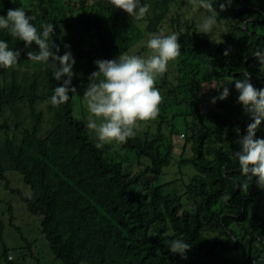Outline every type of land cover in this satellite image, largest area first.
Instances as JSON below:
<instances>
[{"label":"trees","instance_id":"16d2710c","mask_svg":"<svg viewBox=\"0 0 264 264\" xmlns=\"http://www.w3.org/2000/svg\"><path fill=\"white\" fill-rule=\"evenodd\" d=\"M220 2L214 3L217 24L205 34L197 24L211 13L199 8L196 13L201 18L185 19L181 28L182 15L177 11L181 0H141L150 6L141 20L115 8L110 0H32L31 10L23 7L22 0H0V15H6L9 8L23 7L27 15H35L32 23L39 31L44 23L54 25L52 39L60 47L58 55L73 50V72H84L81 78L73 76L75 88L97 70L95 60L114 59L143 37L136 21H146V31L159 34L165 16L177 9L171 20L175 29L170 33L179 36L186 50L191 79L175 86L164 76L158 79L156 87L165 89L161 90L164 99L156 133L137 132L118 148L113 143L95 147L96 136L86 126L89 114L86 120L73 114L77 89L69 93L67 103L51 104L54 88L66 77L56 81L48 64L27 59L28 51L38 52L34 43L27 48L8 30L0 29V40L21 50L16 67H0V115L7 109L16 114V104L24 100L32 117L18 140L14 133L5 134L0 146V178L8 187L5 160L29 187V191L14 187L10 191L29 213L40 217V230L62 264H264V215L250 214L253 204L257 209L264 201V189L257 187L253 177L247 191L242 190L247 177L232 158L240 147L235 129L246 134L247 125L253 122L237 103L234 79H243L247 70L254 87L264 88L262 65L254 55L257 49L264 51V0H233L224 10ZM66 44L70 47L65 48ZM205 82L214 83L212 97H218L225 86L230 95L202 110ZM43 101L51 121L41 134L43 112L36 105ZM169 106L175 109L170 121ZM179 121L184 139L178 149L182 158L176 163L190 164L194 173L188 182L175 180L184 188L177 193L164 191L171 180L150 184L145 176L153 173L156 177L169 166L175 149L172 127ZM20 124L17 120L15 125ZM8 127L6 121L0 122V130ZM262 127L264 121L256 138H264ZM188 143L191 155L185 157ZM122 149L136 155L135 165L123 164ZM174 239L192 246L187 259L169 251ZM237 250L240 257L232 253ZM1 255L12 261L6 247Z\"/></svg>","mask_w":264,"mask_h":264},{"label":"clouds","instance_id":"9594fccd","mask_svg":"<svg viewBox=\"0 0 264 264\" xmlns=\"http://www.w3.org/2000/svg\"><path fill=\"white\" fill-rule=\"evenodd\" d=\"M218 0H189L193 9L203 8L211 15L204 16L199 25V32L208 34L217 24V11L214 3ZM115 8L123 10L136 20L143 19L149 12L150 6L141 4V0H110ZM233 0H223L219 3L221 10L230 6ZM35 15H27L23 7L9 8L6 15H0V29H6L11 36L23 41L29 48L33 43L38 52L28 51L27 59L35 63L48 64L52 69L53 77L61 84L54 88L50 97L53 106H60L69 101V93L76 92L72 86L75 75L73 66L76 61L70 51L58 55L60 47L52 39L55 27L51 23L42 25V32L32 23ZM70 45H65L69 48ZM150 54L141 57L134 54H119L114 59H97L94 64L97 70L90 73L88 84L84 90L83 98L89 113L87 128L95 133L97 143L95 147L102 149L105 144H124L128 139L135 137L139 127L138 122L153 121L158 118L160 105L163 103L161 90L156 87L158 79L168 71L170 61L181 55V44L176 33L151 34L147 40ZM55 49V51H53ZM231 49H226L224 55L228 56ZM21 50L9 48L6 40H0V67L11 69L18 65ZM254 55L264 65V51L257 49ZM243 79H234L235 90L239 93L237 103L243 106L245 113L252 117L251 123L246 127V134L241 135L240 129H235L240 146L233 151L232 158L239 164L241 174L247 179L241 185L247 191L249 181L256 177V185L264 189V138H256V131L264 121V88L257 89L251 83V73H243ZM230 95L227 86L222 88L218 97L211 102L224 100ZM26 195L31 198V194ZM191 245L182 239L170 242L169 251L179 254L187 259L186 253ZM10 258V256H8Z\"/></svg>","mask_w":264,"mask_h":264},{"label":"rangeland","instance_id":"374dc122","mask_svg":"<svg viewBox=\"0 0 264 264\" xmlns=\"http://www.w3.org/2000/svg\"><path fill=\"white\" fill-rule=\"evenodd\" d=\"M32 0H22L23 7L31 10L33 7L31 5ZM175 10L172 9L164 18L161 31L165 34L170 33L175 29V27H171V20L175 15ZM197 9H193L189 0H181L180 7L177 11H179L182 15L180 18V26L183 28L185 19L192 18V16L196 19L201 18L200 15L196 13ZM137 25L139 26L140 30L143 33V37L139 39L137 42L129 46L128 50L123 54H134L139 55L141 57H147L150 54V49L147 48V40L149 39L151 34H157L146 31V21H136ZM199 22L197 25H199ZM222 27V26H221ZM214 34H218V31L215 30ZM145 46V49L142 47ZM72 53L73 50H70ZM186 58V50L181 47V55L174 61H170L168 64V71L164 74V79H166L170 85H177L180 82L184 83L191 79V72L188 73L190 70V66L188 65ZM261 70L264 73V65L261 66ZM76 77L81 78L83 76L82 70L74 71ZM187 74V75H186ZM158 82V81H157ZM88 84V81L85 83L79 82L76 85L77 92L73 94V101H72V108L73 114L78 116L79 118H85L86 115L89 114L86 108V102L83 98V93ZM214 88V83H203L202 90H201V109L207 110L213 107L212 100V91ZM164 87H161V90H164ZM79 94L81 99L77 96ZM163 95V93H162ZM37 110H41L43 112V121L41 124L40 133L44 134L46 130L50 126L51 121V114L47 107L46 102H39L36 105ZM17 113L14 114L11 110L7 109L0 115V122L6 121L8 123V130H0V146L3 145L4 136L7 132L14 133L17 140L21 134L22 127L30 126L32 123V117L29 113L28 105L26 101H20L16 104ZM161 111V109H160ZM175 109L171 106L167 108V119L170 121V116ZM20 120L21 124L16 126V121ZM159 121V117L153 121L147 122H138L139 127L136 130V133H140L141 135L144 132H148L150 136H154L156 133L155 128L157 122ZM87 123V120H86ZM182 124L180 121L175 122L172 129H173V136H172V144L174 145L175 149L172 157V160L169 166L164 168V173L160 174L155 177L153 173H147L145 176L148 179L150 184H160L165 181H170L168 185L164 186V191L167 192H177L180 193L184 190L180 181H175L178 178H181L182 181L188 182L191 175L194 173V169L190 164L180 166L176 163L177 160H180V153L178 149L184 139L183 128L180 125ZM162 126L165 123L161 124ZM264 131V127H262ZM89 130V129H88ZM91 135H95L94 132L89 130ZM163 132H166V129L163 128ZM115 147H120L121 144L113 142ZM183 155L186 157L191 155L190 144H186L184 148ZM118 152L119 150L116 149ZM122 151V152H121ZM120 152L123 154L121 157L126 156L123 161V164L126 165H135L137 163V157L132 151H128L127 149H122ZM119 159V157L117 156ZM6 170L5 174L8 179V187H6L4 181L0 178V264H62L59 259L54 258L52 252L50 251L47 240L44 237V234L40 230L39 225V216H34L29 213L23 202H21L18 196L15 193L10 191V188H19L23 191H29V187L26 186L20 174L14 172L13 170L9 169L8 163L5 160L2 161ZM184 201V197H183ZM185 203L187 200L184 201ZM253 204L251 206L250 214H253L255 211H258L260 214L264 215V201L259 204ZM248 223V220L246 221ZM3 247L8 249V255L12 261L5 260L4 257L1 255ZM233 254L236 256H241V251H232Z\"/></svg>","mask_w":264,"mask_h":264}]
</instances>
